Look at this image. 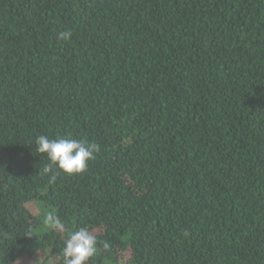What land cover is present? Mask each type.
I'll return each mask as SVG.
<instances>
[{"label": "trees", "instance_id": "16d2710c", "mask_svg": "<svg viewBox=\"0 0 264 264\" xmlns=\"http://www.w3.org/2000/svg\"><path fill=\"white\" fill-rule=\"evenodd\" d=\"M41 134L100 150L50 181ZM82 227L87 264H264V0H0V264Z\"/></svg>", "mask_w": 264, "mask_h": 264}, {"label": "clouds", "instance_id": "9594fccd", "mask_svg": "<svg viewBox=\"0 0 264 264\" xmlns=\"http://www.w3.org/2000/svg\"><path fill=\"white\" fill-rule=\"evenodd\" d=\"M72 36L70 31H61L58 38L68 40ZM36 152L44 154L48 163L38 171L40 176H48L50 181L57 178V170L73 175L83 173L94 153L99 152V145L78 140L71 137L51 139L46 135H39L35 139ZM45 222L56 226L60 220L53 213L46 214ZM97 240L87 227H82L70 234L62 249L63 264H87L89 258L95 254Z\"/></svg>", "mask_w": 264, "mask_h": 264}, {"label": "rangeland", "instance_id": "374dc122", "mask_svg": "<svg viewBox=\"0 0 264 264\" xmlns=\"http://www.w3.org/2000/svg\"><path fill=\"white\" fill-rule=\"evenodd\" d=\"M30 210L33 211L34 213L37 211L34 205L30 206ZM19 264H32V260L29 258H24Z\"/></svg>", "mask_w": 264, "mask_h": 264}]
</instances>
